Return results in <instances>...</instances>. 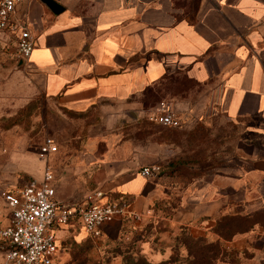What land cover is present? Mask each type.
I'll return each mask as SVG.
<instances>
[{"label": "crops", "instance_id": "1", "mask_svg": "<svg viewBox=\"0 0 264 264\" xmlns=\"http://www.w3.org/2000/svg\"><path fill=\"white\" fill-rule=\"evenodd\" d=\"M51 1L61 7L58 14L39 0H25L12 17L35 40L29 59L18 58L9 31L0 34V49L6 58L16 60L31 87L62 110L80 115L99 112L106 116L109 128L130 126L134 132L136 123L124 117L133 119L131 112L141 105L139 98L166 83L186 80L212 100V115L248 121L249 129L264 138V0H199L194 9L179 0ZM256 154L246 157L241 171L212 173L188 184L185 189L192 194L184 206H193L195 214L168 222L171 229L183 232L179 237L218 242L231 254L216 264H264L258 254L263 232L259 241L256 231L229 241L213 232L219 218L237 216L238 208L253 209H248L250 186L256 183L252 173L260 180L256 190L264 194V158ZM146 156L133 136L109 139L103 159L94 168L97 190L107 199L129 198V210L136 211L140 199L152 190L139 175L140 168L147 166L143 165ZM1 195L0 191V227H4L8 209ZM55 198L63 203L56 189ZM56 238L61 249L56 264L88 261L89 243L97 241L76 221L59 230ZM174 246L161 251L150 240L140 241L139 255L159 264L170 259ZM179 253L185 255L182 248Z\"/></svg>", "mask_w": 264, "mask_h": 264}, {"label": "rangeland", "instance_id": "2", "mask_svg": "<svg viewBox=\"0 0 264 264\" xmlns=\"http://www.w3.org/2000/svg\"><path fill=\"white\" fill-rule=\"evenodd\" d=\"M179 1L194 9L199 0ZM204 93L190 81L166 83L139 98L141 105L131 112L133 119L124 117L128 123H136L134 132L130 126L112 129L102 113L69 114L48 100L40 89L25 81L16 60L6 58L0 49L1 194L31 180L39 181L46 164L62 202L79 204L98 189L94 168L103 159L109 139L133 136L147 154L143 165L156 163L161 173L157 179L147 181L151 192L140 199L136 211L131 209L139 218L113 221L96 242L89 243L88 261L81 264H121L122 256L130 264H147L145 259L139 260L143 259L139 255V242L150 240L156 249L164 251L175 245L174 237L178 239L183 234L177 228L171 229L168 222L195 214L193 206H184L186 197L192 194L189 188L185 189L188 184L197 178H210L212 173L241 171L250 153L253 158L255 153L264 158V138L249 129L248 121H229L212 115L209 111L213 102ZM161 103L171 104L179 119L178 127L165 128L149 120ZM45 138L55 142L57 152L42 160L39 146ZM257 179L258 174L252 173L256 183L250 186L253 192L248 209L259 208L249 212L238 208L235 215L252 217L256 224L247 233L258 232L254 235L259 241L264 233V194L256 190L260 182ZM259 246V258L263 259L264 241ZM74 253L78 256L80 251ZM0 264H3L1 254Z\"/></svg>", "mask_w": 264, "mask_h": 264}, {"label": "built area", "instance_id": "3", "mask_svg": "<svg viewBox=\"0 0 264 264\" xmlns=\"http://www.w3.org/2000/svg\"><path fill=\"white\" fill-rule=\"evenodd\" d=\"M24 1L0 0V34L6 31L13 34L16 54L21 61L29 59L35 47L28 29L12 20L18 5ZM149 120L165 128L180 125L171 105L166 103H161ZM56 152L57 146L50 138H45L39 146L42 160ZM160 173L161 167L156 163L139 170V175L147 181L157 179ZM1 196L8 209V223L0 227L3 264H56L61 250L56 233L73 221L90 237L98 239L105 225L121 218H139L129 210V198L107 199L100 190H95L79 204L58 202L54 176L46 164L39 181L31 180L18 189L3 192Z\"/></svg>", "mask_w": 264, "mask_h": 264}, {"label": "trees", "instance_id": "4", "mask_svg": "<svg viewBox=\"0 0 264 264\" xmlns=\"http://www.w3.org/2000/svg\"><path fill=\"white\" fill-rule=\"evenodd\" d=\"M150 93H152V91L146 94ZM255 224L252 218L223 216L217 220L213 232L221 239L229 241L235 235L249 232ZM181 237L178 236V239L176 238V244L173 247V253L170 259L159 264H216L227 260L231 256V254L229 255L218 242H208L204 238L193 239L184 235ZM181 248L185 252L183 257L179 255V250ZM125 261L124 264H130L126 258ZM139 264H142V262H139ZM147 264L150 263L147 262Z\"/></svg>", "mask_w": 264, "mask_h": 264}, {"label": "water", "instance_id": "5", "mask_svg": "<svg viewBox=\"0 0 264 264\" xmlns=\"http://www.w3.org/2000/svg\"><path fill=\"white\" fill-rule=\"evenodd\" d=\"M43 5H45L52 13L58 14L61 11V7L51 0H39Z\"/></svg>", "mask_w": 264, "mask_h": 264}]
</instances>
